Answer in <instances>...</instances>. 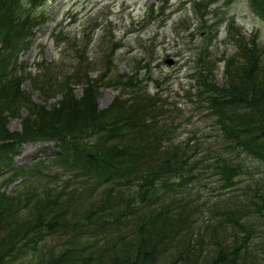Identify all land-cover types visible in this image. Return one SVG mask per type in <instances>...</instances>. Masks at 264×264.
Listing matches in <instances>:
<instances>
[{"label": "trees", "instance_id": "obj_1", "mask_svg": "<svg viewBox=\"0 0 264 264\" xmlns=\"http://www.w3.org/2000/svg\"><path fill=\"white\" fill-rule=\"evenodd\" d=\"M251 1L264 20V0ZM43 3L0 0V264H264L258 40L240 42L224 85L204 83L215 137L192 142L180 139L181 114L137 76L106 84L81 55L66 72L51 63L26 71L20 54ZM105 85L118 93L102 108ZM39 141L58 150L16 164Z\"/></svg>", "mask_w": 264, "mask_h": 264}, {"label": "rangeland", "instance_id": "obj_2", "mask_svg": "<svg viewBox=\"0 0 264 264\" xmlns=\"http://www.w3.org/2000/svg\"><path fill=\"white\" fill-rule=\"evenodd\" d=\"M38 12L42 23L20 54L26 71L35 74L38 64L51 63L66 72L81 55L91 64L89 76L103 75L106 84L119 75L137 76L181 114L180 139L192 142L216 132L204 83H226L227 62L241 54L240 42L257 39L264 50V20L251 0H44ZM23 85L33 90L29 79ZM82 88L76 86L77 94ZM117 93L103 86L100 107ZM9 128L19 130L21 119H11ZM55 150V141L26 143L16 164L44 160ZM16 184L5 187L12 191Z\"/></svg>", "mask_w": 264, "mask_h": 264}, {"label": "water", "instance_id": "obj_3", "mask_svg": "<svg viewBox=\"0 0 264 264\" xmlns=\"http://www.w3.org/2000/svg\"><path fill=\"white\" fill-rule=\"evenodd\" d=\"M169 63H172V60H168Z\"/></svg>", "mask_w": 264, "mask_h": 264}]
</instances>
